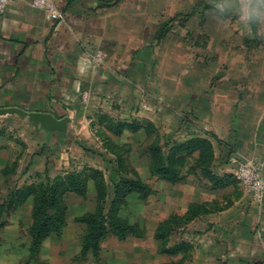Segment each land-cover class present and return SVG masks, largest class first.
Instances as JSON below:
<instances>
[{"label":"rangeland","instance_id":"obj_1","mask_svg":"<svg viewBox=\"0 0 264 264\" xmlns=\"http://www.w3.org/2000/svg\"><path fill=\"white\" fill-rule=\"evenodd\" d=\"M180 5L181 15L175 17L179 18L176 28L164 45V52L171 55H154L150 50L153 55H148L144 61L149 74L141 78V74L132 71V83L124 86V92H117V96L115 92L110 93L102 107L90 110L92 95L85 93L82 109L85 118L76 119L73 133L64 144L59 145L56 138L49 144L40 141L32 130L24 131L18 122L9 125L0 118V128L6 133L0 143V208L17 190L86 168L102 171L112 193L119 179L113 153L124 148L129 151L140 177L155 190L146 201L132 196L120 213L130 224L139 225L144 230L143 236L126 241L110 237L102 243L98 253H83L86 227L76 220L93 213L97 207L96 187L91 182L86 199L68 195L67 227L36 252L31 249L29 233L33 198L14 212L2 215L0 219L5 220L6 226L0 231V264H196L202 261L201 253L194 249L175 256L158 251L154 237L157 225L174 209L185 205L173 204V188L151 177L150 158L146 156L151 140L144 131L133 133L124 128L117 136L108 130L111 121L153 123L158 131L156 139L163 144L182 142L193 135L218 134L224 144L214 141L220 161L223 158L233 166L248 159L237 151L238 144L243 147L247 140L261 138L264 132V24L246 25L241 18L240 0H181L175 7ZM213 5H218L222 11H217ZM172 7L164 9L166 22L171 20ZM175 49L176 55H173ZM98 53L102 54L103 63L110 61L104 51L96 50L94 55ZM130 71L119 73L123 79H129ZM227 101L238 104L233 108ZM71 116L74 117L73 112ZM233 149L237 152L232 155ZM222 165L227 166L220 163L214 171L224 175L226 172H220ZM233 187L231 201L240 197L242 200L235 203V213L250 217L255 211H263L264 206L256 203V208L250 195L240 189L238 180ZM213 188L209 183H202L203 196L221 199L226 194L227 190ZM189 238L177 234L172 237V243L182 239L192 243ZM193 244L196 248L197 242Z\"/></svg>","mask_w":264,"mask_h":264},{"label":"crops","instance_id":"obj_2","mask_svg":"<svg viewBox=\"0 0 264 264\" xmlns=\"http://www.w3.org/2000/svg\"><path fill=\"white\" fill-rule=\"evenodd\" d=\"M54 2L65 17L63 21H48L42 11L33 7V0H18L12 3L0 17V109L19 108L30 113H48L59 121L69 118L70 123L65 131L49 132L43 128L38 130L17 115L2 117L6 124L18 122L24 131L32 130L40 141L49 144L56 138L59 145H62L73 133L76 119L85 118L82 111L85 93L92 95L88 106L90 110L102 107L110 93L115 92L117 96L119 92H124V86L132 83V71L141 74V78L149 74L144 61H147L148 55H153L150 50L154 51V55H171L164 52V45L171 39L172 29L176 28L175 24L179 18L176 20L175 17L181 15V5L175 7L181 0ZM172 5L169 14L171 20L166 22L164 9ZM152 45L155 47L151 48ZM96 50L104 51L110 56V61L105 64L103 59L99 60L94 55ZM173 55H176V49ZM129 70L130 78L123 79L120 73L128 74ZM235 102L226 103L232 104L234 108L238 104ZM72 112L74 117L71 116ZM257 124L258 122H255V125ZM262 127L264 128V125ZM230 128L232 130V126ZM224 129L226 130V127ZM5 134V130L0 128V143ZM213 135H193L182 142L165 143L172 147L195 138L210 141L214 149L211 170L216 181L204 177L200 170L187 175L184 182L177 184L157 178L173 188V204L178 207L185 206L170 212L157 225L154 237L156 239L157 230L162 223L174 215L185 218L194 206L201 211L220 209L201 214L187 227L176 230L171 236L169 246L185 243L183 239L172 243L173 236L187 235L192 242L188 243L190 251L198 250L202 255V261H196V264H264V207L263 211H255L250 217H246L245 213H235L234 205L238 204L241 197L231 201L230 196L234 191L235 180H238L236 173L239 166L231 165L230 161L224 162L223 158L220 161L218 146L214 141H218V145L224 144L217 137L218 134L216 137ZM259 137L261 138L258 140L255 137L254 140H247L242 144L243 147L238 144L237 151L248 158L244 161L256 160L264 163V132ZM237 151L231 150L232 155ZM146 156L149 158L148 154ZM197 159L198 155H195L194 159L189 160L188 166H195ZM129 161L136 170L130 155ZM218 161L227 164L222 165L220 169V172L226 174L214 171L216 165L219 168ZM202 183H209L213 189L227 190L226 194L221 199L203 196ZM149 186L153 190V196L155 190ZM239 186L248 194L240 183ZM250 197L254 201L252 195ZM224 202L228 206L223 207ZM261 206H264V203ZM255 207L257 208V205ZM233 217L234 222H231ZM201 232L205 234L202 236ZM193 242H197L196 248L193 247ZM158 251H162L159 242Z\"/></svg>","mask_w":264,"mask_h":264},{"label":"trees","instance_id":"obj_3","mask_svg":"<svg viewBox=\"0 0 264 264\" xmlns=\"http://www.w3.org/2000/svg\"><path fill=\"white\" fill-rule=\"evenodd\" d=\"M165 31H167L166 28ZM99 120L102 122V116ZM124 128L133 133L139 130L144 131L146 137L151 140L146 150L150 158L151 177L159 178L170 184H177L184 182L187 175L200 170L204 177L216 181L211 170L214 149L210 141L195 138L170 147L168 143L161 145V141L156 139L158 131L153 123L139 125L138 123L111 121L108 125V130L117 136L123 133ZM113 154L116 157L115 173L119 175V179L114 183L112 193L106 183L104 173L100 170L86 168L82 172H68L53 180H43L14 192L9 199L2 202L0 218L2 215L6 216L14 212L29 198H33L32 224L29 233L32 240L31 249L36 252L48 239L54 235H60L67 227L68 195L75 194L86 199L89 185L93 182L96 187L97 207L93 213H87L76 220L86 227L83 237V253L85 255L90 252L98 253L102 243L110 237H116L120 241H126L131 237H142L143 229L139 225L130 224L122 218L120 213L131 195H138L141 200H146L153 194V190L131 166L129 151L123 148ZM195 155H198L195 166L189 167V160L194 159ZM219 210L211 208L210 211L209 209L201 211L200 208L194 206L185 218L174 215L162 223L156 233L161 252L175 256L190 251L188 243L169 246L173 233L187 227L197 216ZM5 226V220L0 219V231Z\"/></svg>","mask_w":264,"mask_h":264},{"label":"built area","instance_id":"obj_4","mask_svg":"<svg viewBox=\"0 0 264 264\" xmlns=\"http://www.w3.org/2000/svg\"><path fill=\"white\" fill-rule=\"evenodd\" d=\"M16 1L18 0H0V17ZM32 5L42 11L48 21L60 22L65 18L54 0H33ZM96 57L101 60V53H98ZM236 177L244 190L252 195L254 202L262 205L264 203V165L256 160L244 161L239 165Z\"/></svg>","mask_w":264,"mask_h":264},{"label":"water","instance_id":"obj_5","mask_svg":"<svg viewBox=\"0 0 264 264\" xmlns=\"http://www.w3.org/2000/svg\"><path fill=\"white\" fill-rule=\"evenodd\" d=\"M17 115L21 119L28 121L33 124L38 130L43 128L49 132L52 131H65L68 124L70 123L69 118H65L61 121L57 120L51 114L38 113V112H27L19 108H2L0 109V118L6 116Z\"/></svg>","mask_w":264,"mask_h":264},{"label":"clouds","instance_id":"obj_6","mask_svg":"<svg viewBox=\"0 0 264 264\" xmlns=\"http://www.w3.org/2000/svg\"><path fill=\"white\" fill-rule=\"evenodd\" d=\"M213 7L222 11L218 5ZM240 8L241 18L246 25L264 24V0H240Z\"/></svg>","mask_w":264,"mask_h":264}]
</instances>
